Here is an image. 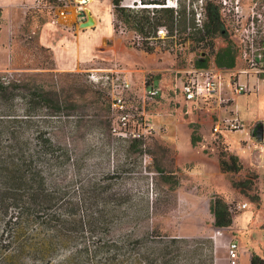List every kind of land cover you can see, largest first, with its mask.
I'll use <instances>...</instances> for the list:
<instances>
[{"label":"rangeland","instance_id":"obj_1","mask_svg":"<svg viewBox=\"0 0 264 264\" xmlns=\"http://www.w3.org/2000/svg\"><path fill=\"white\" fill-rule=\"evenodd\" d=\"M82 3L86 5L72 0L65 7L68 18L57 21L51 4L38 6L33 0H3L0 7V75L34 82L52 93L58 102L54 126L62 141L69 143L74 154L86 164L89 178L120 177L116 179V187H108L107 193L115 190L128 193L130 203L127 211L124 209L114 216L107 214V225H123L112 230L111 238L127 233L125 225H139L136 235H143L146 228L154 235V264H231L228 248L232 242L236 243V238L229 234L230 229L214 226L206 202L198 206L194 200L190 202L189 196H200L203 201L220 196L226 202V199L232 201L233 190H236L231 186L232 180L260 177L242 160L243 169L239 174L222 177L215 155H219L223 147L230 151L229 146L238 155L252 126L264 122V86L255 92L232 96L227 108L214 102L207 103L202 109L191 106L179 93L187 72L198 68H220L216 65L215 53L237 45L234 36L228 34V38H217L211 52L209 47L184 41L188 31L185 33L179 28L175 37L158 44L154 53L147 54L141 49L142 42L137 44L132 26L116 19L110 0H85ZM166 3L186 11L187 26L193 31L196 14L201 11L199 0H166ZM141 5H144L142 0H122L123 7L134 11L142 10ZM86 9L92 16L94 14L96 24L83 29L80 24L87 20ZM71 24L73 27L68 31L67 26ZM106 44H115L118 51L112 48L108 49L107 56L102 55ZM57 48L64 49L71 57L82 49L98 53L105 59L106 66L113 63L122 68L140 94L143 83L148 89L160 88L156 102L146 108L148 122L154 130L141 151L130 152L132 141L112 133L109 98L87 77L88 69L95 65L62 70L55 62ZM236 113L244 122L242 132H222L219 139L218 135H213V126L218 120ZM193 137L200 141L193 144ZM117 168L118 174H114ZM227 182L230 184L228 193L215 192L228 189ZM261 182L259 178L252 190H236L240 195L233 202L260 205L257 190H261ZM233 217L238 218L240 228L247 229L263 224L264 211L252 206L248 211H237ZM250 234L264 243L261 231L256 229ZM248 235H237L240 258L243 256L241 264H249L250 251L260 249L250 244ZM173 239L183 242L173 244ZM163 245L165 257L160 252ZM260 257L264 258V252Z\"/></svg>","mask_w":264,"mask_h":264},{"label":"trees","instance_id":"obj_2","mask_svg":"<svg viewBox=\"0 0 264 264\" xmlns=\"http://www.w3.org/2000/svg\"><path fill=\"white\" fill-rule=\"evenodd\" d=\"M110 1L116 19L143 38L141 49L147 54L175 37L179 28L185 33L190 28L186 11L170 7L166 0H142L144 8L139 11L123 7L122 0ZM159 27L168 30L165 40L156 38ZM192 27L183 40L211 52L215 40L229 34L213 1L205 5L203 28ZM237 58V45L215 53L220 68L236 67ZM56 106L52 93L40 85L0 75V264H154L156 245L148 228L138 236L139 225H125L129 233L110 237L114 228L123 225H107V214L127 211L130 195L118 190L107 193L108 187H116L119 176L88 177L86 164L58 135ZM198 141L193 137V144ZM141 146L142 141H133L129 151L137 153ZM218 162L222 174L237 175L243 169L239 157L225 147ZM230 183L244 192L252 190L259 177ZM209 210L216 228L232 227L237 211H231L225 199L211 198ZM173 240V244L183 242ZM165 249L163 245L162 257L167 255ZM251 264H264V258L252 253Z\"/></svg>","mask_w":264,"mask_h":264},{"label":"built area","instance_id":"obj_3","mask_svg":"<svg viewBox=\"0 0 264 264\" xmlns=\"http://www.w3.org/2000/svg\"><path fill=\"white\" fill-rule=\"evenodd\" d=\"M77 1L86 5L82 3L85 0ZM208 1H213L219 7L220 17L225 22L228 33L237 39L240 63L232 69H191L179 87V93L187 103H193L200 109L212 102L219 107L226 105L227 108L232 96L255 92L260 86H264V0H199L200 10L203 12L196 14V29L203 28L205 5ZM71 2L72 0H35L38 6L51 4L57 21L68 18L69 12L65 7ZM190 32L191 28H188V33ZM167 35L165 27L158 28L157 39L165 40ZM136 39L138 45L143 42V38L137 34ZM148 40L152 45L153 39ZM87 77L94 87L104 91L109 98L113 119L112 133L123 140L142 141L145 147L148 136L154 130L153 125L148 122L146 108L156 102L160 96V88L148 89L143 83V93L140 94L132 78L118 65H95L88 69ZM243 130L244 122L237 113L221 119L213 127L214 134ZM259 147L264 150V135ZM247 208L248 203L230 204L231 211ZM228 257L231 264L238 263L237 243L230 244Z\"/></svg>","mask_w":264,"mask_h":264},{"label":"crops","instance_id":"obj_4","mask_svg":"<svg viewBox=\"0 0 264 264\" xmlns=\"http://www.w3.org/2000/svg\"><path fill=\"white\" fill-rule=\"evenodd\" d=\"M26 1H32V0H26ZM35 1V0H33ZM2 2L3 0H0V7L2 6ZM95 3H97L95 1ZM96 6V5H95ZM95 6H92V7H95ZM91 7V6H90ZM93 18L95 17L94 14L92 16ZM94 21H95V24H96V17L94 18ZM73 27V24L67 26V30L69 31V28L71 29ZM94 27V26H93ZM87 40V38H86ZM117 49V47L115 46H108V44H106V51L103 52L102 55H105L107 56V52H108V49ZM104 58L100 57L98 53H91L89 51H85V50H80V52L74 56V57H71L68 53H66L64 51V49H61V48H57L55 49V62L57 64V66L62 69V70H75V69H79L80 67L82 68L83 66L87 65V64H91L93 63L94 65H99V66H106V64L104 63ZM110 65H113V63L107 65V66H110ZM239 64H237L236 66H238ZM84 68V67H83ZM191 106H194L193 103H189ZM198 109V108H197ZM220 121V120H218ZM217 121V122H218ZM216 124V123H215ZM214 124V125H215ZM256 126L257 125H253L251 129V131L247 134L246 136V139H245V142H244V145L242 148H239V151H238V157L240 158V160H242L248 167L250 168H254L257 173L260 175V179L262 180L261 182V187H260V193H259V197H260V205L259 208L258 206H256L254 203H250L248 204V208L247 209H244V210H240V211H248L250 209V207H256L257 209H259V211H264V150H261L260 147H259V143H255L254 141L256 140ZM214 127V126H213ZM222 132H226V131H222ZM222 132L219 133V134H214L213 135H218L217 138H221L222 136ZM225 138V137H224ZM251 143V144H249ZM253 143V144H252ZM229 146V145H228ZM230 148V151L235 154V150L233 148H231V146H229ZM218 159V155H215ZM220 176L222 177H225L227 176L226 174H222V173H219ZM218 175V176H219ZM208 183V182H207ZM227 188L228 189H220V190H217L215 191L216 193L222 195V194H225V193H228V191H230V184L227 182ZM235 193H234V196H232L231 198L233 199L232 201L231 200H227V203L228 204H231V203H234L236 199V197H238L240 194L236 191V190H233ZM193 198H196V199H193ZM206 199V198H204ZM189 200L191 202V200H194V203L196 205H200L201 203H204L206 202L207 203V206H208V209H209V200L206 199V200H202L201 197L199 196L198 198L197 197H190L189 196ZM234 201V202H233ZM237 204H242V203H237ZM210 211V210H209ZM254 213H257V211H252ZM257 214H260L259 212ZM212 217V222H214V217L211 215ZM261 218H263L261 216ZM238 219V218H237ZM237 219L235 220L234 219V223L232 225V227L228 228V230L230 229L231 231H229L230 235L234 238H236V243L237 245L239 244L238 241H237V235L238 234H249L248 235V238L250 240V244L254 247L256 246H259L260 249L258 250L257 248V251L256 250H249L250 251V262L249 264L251 263V255L252 253H256L257 255L260 256V253L261 252H264V248H262L263 246V241L262 240H259L258 238L252 236L253 234H250L251 232H255L256 229L261 231V233H264V222L263 224H260V225H257V226H249L247 229H243V228H240V225H239V222L237 221ZM260 227V228H258ZM225 234H228L226 232H224ZM263 243V244H262ZM254 249V248H253ZM238 250H239V245H238ZM238 260H237V264H241L242 263V258L243 256H241L240 258V253L238 251ZM245 258V257H244ZM245 261V260H244Z\"/></svg>","mask_w":264,"mask_h":264},{"label":"water","instance_id":"obj_5","mask_svg":"<svg viewBox=\"0 0 264 264\" xmlns=\"http://www.w3.org/2000/svg\"><path fill=\"white\" fill-rule=\"evenodd\" d=\"M86 15H87V20L83 23L80 24L81 28H89V27H93L95 25V21L94 18L92 17L90 10L86 9L85 10ZM256 141L257 142H262L263 140V135H264V125L263 124H259L256 126Z\"/></svg>","mask_w":264,"mask_h":264},{"label":"bare ground","instance_id":"obj_6","mask_svg":"<svg viewBox=\"0 0 264 264\" xmlns=\"http://www.w3.org/2000/svg\"><path fill=\"white\" fill-rule=\"evenodd\" d=\"M148 7H157L156 5H148Z\"/></svg>","mask_w":264,"mask_h":264}]
</instances>
